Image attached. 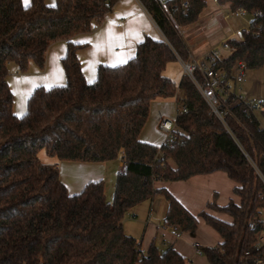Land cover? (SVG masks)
<instances>
[{
  "label": "trees",
  "instance_id": "obj_1",
  "mask_svg": "<svg viewBox=\"0 0 264 264\" xmlns=\"http://www.w3.org/2000/svg\"><path fill=\"white\" fill-rule=\"evenodd\" d=\"M118 0H57L48 8L33 0L22 10L21 0H0V264H187L173 247L161 251L154 242L144 253L125 232V216L136 206L160 195L168 202L163 227L194 234L199 219L222 239L202 248L208 264H257L264 210V128L243 114L231 94L222 100L221 122L195 84L182 76L177 85L164 75L179 57L190 52L180 29L195 25L207 0H139L151 15L163 40L146 37L126 64L100 65L97 78L86 80L78 52L84 45L71 41L90 33L113 12ZM253 17L240 38L227 40L230 55L215 69L234 79L238 63L246 70L264 68V0H215ZM182 3L188 8L184 12ZM168 10V12H167ZM184 12V13H183ZM67 41L62 60L66 84L34 90L22 117L14 113L8 65L27 73L31 63L45 68L49 47ZM196 80H202L196 73ZM176 99L178 139L161 147L140 140L157 100ZM185 107L186 112H181ZM53 157L45 163L41 154ZM122 158L114 200L106 198L104 181L91 182L70 195L60 180L59 163H111ZM172 162L174 165L172 166ZM223 172L236 184L239 203L208 209L232 219L227 223L207 212L192 215L157 182H184ZM256 223V230L249 225Z\"/></svg>",
  "mask_w": 264,
  "mask_h": 264
},
{
  "label": "crops",
  "instance_id": "obj_2",
  "mask_svg": "<svg viewBox=\"0 0 264 264\" xmlns=\"http://www.w3.org/2000/svg\"><path fill=\"white\" fill-rule=\"evenodd\" d=\"M21 3L22 10L27 11L32 7L33 0H30L27 7H25L24 0H21ZM44 3L48 8L57 7V0H44ZM214 3L216 1H213V4H208L199 21L194 25L195 27L198 26L196 31H198L200 36L208 33L206 37L209 40L221 32L218 15L222 14V11H220L219 5L216 3L217 6ZM53 4H55L54 7L52 6ZM223 7L230 11V6ZM225 11L227 12L226 9ZM228 18L229 15L227 14L225 19ZM194 26L192 27L195 28ZM192 27L184 28L180 32L187 47L188 42L185 40L183 34L191 32ZM224 33L225 35H229L228 37L234 35V33L230 34V29H225ZM146 37H151L155 40L164 39L157 24L143 8L139 0H118L113 12L100 23H95L90 33L75 35L71 41L84 45L78 52V58L86 80L92 83L97 78L98 67L100 65L117 67L126 64L136 56L138 45ZM227 40L228 38L225 41ZM67 47V41L64 40L53 43L48 49L43 70H40L35 64L31 63L28 72L21 73L16 64L11 63L8 65L9 75L7 81L14 94V113L18 117H22L26 113L28 99L35 89L39 87L52 88L66 84L62 60L66 55ZM199 47L193 48L194 51H200ZM226 49L230 50L228 46H226ZM189 52L191 57L196 59L194 52L192 53L190 50ZM209 55V53L204 54L199 60ZM164 101L153 103L154 109L150 111V118L140 136L142 142L157 147H159V143L163 142V140L161 142V136L163 138L164 136L158 130L160 122L171 114L170 106L175 105L178 113L175 98ZM109 164L63 161L60 162L59 166L60 180L66 186L70 195H77L91 182H105L108 175L114 176L116 179L117 175L125 168L122 158L119 160L118 168ZM171 165L173 166L174 164ZM235 187L236 184L223 172L197 176L184 182L155 183L156 189L167 190L192 215L198 216L202 212H207L227 223L232 222L229 216L213 212L207 207L213 201H216L220 207L227 206L230 202L238 204L239 199L233 198ZM149 202L148 219L150 223L148 220V224L145 226L143 244L140 242L142 251L146 253L150 246L154 242H157L159 248L160 244H163L165 247L162 251L170 246L173 247L186 259L187 264H207L206 257L203 254L199 255L198 251H201L202 248L218 246L222 243L221 237L213 229L211 230V227L209 228L202 219H199V228L194 234L180 233L176 229L163 227L168 213V202L164 197L159 195ZM144 203H148V201ZM132 217H137V214H133ZM132 237L135 238V236ZM196 244L199 245L198 248L195 247ZM200 257H204L205 259Z\"/></svg>",
  "mask_w": 264,
  "mask_h": 264
},
{
  "label": "rangeland",
  "instance_id": "obj_3",
  "mask_svg": "<svg viewBox=\"0 0 264 264\" xmlns=\"http://www.w3.org/2000/svg\"><path fill=\"white\" fill-rule=\"evenodd\" d=\"M210 4H213V1L215 0H207ZM208 3V4H209ZM209 4V5H210ZM217 5L216 3H214ZM218 6V5H217ZM220 11H222V14L218 15L219 18V28H220V33L216 34L215 36L212 37L211 40H209L206 35L208 34H203L200 36L198 31H196L198 26H194L195 28L192 27L191 32H186L183 34L185 37V40L188 42V48L189 50L193 53L194 56L197 60H199L201 57L204 56V54H211L213 52L218 53V58L219 59H225L229 56V53L231 52L230 50L228 51L226 49V42L225 41L227 38L228 40L231 38H240L241 32L243 30H246L249 28L250 23L253 20V17L251 15H245L244 17H236L232 14L229 9L218 6ZM227 10V12L225 11ZM229 15L228 19H225L226 15ZM197 24V23H196ZM188 28V27H186ZM184 28L180 29L183 30ZM225 29H230V34L234 33L232 37H228L229 35H225L224 31ZM202 34V33H201ZM222 34V35H220ZM199 38V39H198ZM198 39V40H197ZM192 42H191V41ZM195 41V42H194ZM195 43V44H194ZM196 46H200L199 50L195 52L193 48ZM191 56V55H190ZM164 75L170 79H172L177 85L179 84L181 77L183 75V70L182 66L179 61L170 63L167 66V69L164 73ZM231 90L235 92L236 95H241L244 97V99H252L256 101H262L264 102V68L258 69V70H246L244 72V77L243 81L241 83L236 84L234 81L231 83ZM158 101H164V100H157ZM169 101V100H166ZM153 102V103H155ZM165 102V101H164ZM153 103L151 105V110L154 109ZM171 114L169 116H166V119H169L172 122H175L176 117H177V108L176 106L172 105L170 106ZM150 118V116H149ZM149 120V119H148ZM257 120L259 121L260 125L262 128H264V115L260 114L257 115ZM158 130L160 133L164 136V138L161 136V142L159 143V147L163 145L164 142H166V134L160 130L158 126ZM165 134V135H164ZM41 159L45 163H53L55 164L57 160L53 157L47 156L46 154L42 153L41 154ZM119 160L121 158L117 159L116 161L111 162L109 165L114 166L115 168H118ZM173 164L172 162H170ZM60 166V163H59ZM117 178V177H116ZM105 183V188H106V198L109 203H112L114 200V194H115V186H116V179L114 176H107ZM160 196V195H159ZM236 197V198H235ZM234 199H237V196H233ZM149 207H150V202L148 203H142L138 206H136L134 209H132L126 216L123 221L124 229L125 231L132 235L135 236V238L138 240V242L143 244V238L145 236V226L148 224V213H149ZM133 214H137V217H132ZM230 219L229 217H226ZM153 222V220H152ZM262 222L264 223V210L262 211ZM150 223V220H149ZM210 228V227H209ZM207 228V229H209ZM212 230V228H210ZM264 232V228L262 229ZM161 251L162 249H165L163 244H160ZM165 251V250H164ZM205 259L204 257H200ZM208 264V263H207Z\"/></svg>",
  "mask_w": 264,
  "mask_h": 264
},
{
  "label": "built area",
  "instance_id": "obj_4",
  "mask_svg": "<svg viewBox=\"0 0 264 264\" xmlns=\"http://www.w3.org/2000/svg\"><path fill=\"white\" fill-rule=\"evenodd\" d=\"M163 6H166L168 0H155ZM188 8L186 3H182V9L185 12ZM168 12V10H167ZM183 12V13H184ZM233 14V13H232ZM236 17H241L247 15L243 10L233 14ZM180 62L183 70V75L191 79L195 84L197 90L200 92L204 100L209 105L212 112L217 116V118L224 122V115L220 111L223 106L222 100L228 94L233 95L238 102L243 105V114L246 117H254L257 119V115H264V102L256 101L252 99H244L241 95H236L234 91L231 90V83L234 81L236 84L243 81L244 72L246 71L245 65L243 63H238L234 71V79L232 81L227 80V75L225 71L215 69V64L217 62L218 53L213 52L209 56L201 60H196L190 56L189 61L184 62L179 57H177ZM196 73H200L202 80H196ZM181 112H186L185 107H181ZM160 130H162L166 136L167 140H177L178 139V129L175 125V122H172L168 119H162L159 124ZM251 230H256L257 224L251 223L249 225ZM264 228V223H263ZM262 228V229H263ZM259 247H264V232L261 230L259 234ZM196 248L199 247L198 244L195 245ZM199 255H202V252L198 251ZM257 264H264V260L259 261Z\"/></svg>",
  "mask_w": 264,
  "mask_h": 264
},
{
  "label": "snow or ice",
  "instance_id": "obj_5",
  "mask_svg": "<svg viewBox=\"0 0 264 264\" xmlns=\"http://www.w3.org/2000/svg\"><path fill=\"white\" fill-rule=\"evenodd\" d=\"M30 0H24V4L25 7L29 6ZM53 7L55 6V4L52 5Z\"/></svg>",
  "mask_w": 264,
  "mask_h": 264
}]
</instances>
